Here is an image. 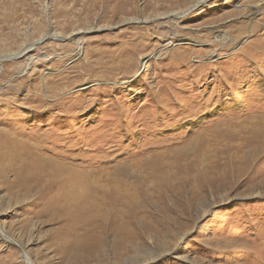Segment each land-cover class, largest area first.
<instances>
[{"label": "rangeland", "instance_id": "obj_1", "mask_svg": "<svg viewBox=\"0 0 264 264\" xmlns=\"http://www.w3.org/2000/svg\"><path fill=\"white\" fill-rule=\"evenodd\" d=\"M103 1L0 0V264H264V0Z\"/></svg>", "mask_w": 264, "mask_h": 264}, {"label": "bare ground", "instance_id": "obj_2", "mask_svg": "<svg viewBox=\"0 0 264 264\" xmlns=\"http://www.w3.org/2000/svg\"><path fill=\"white\" fill-rule=\"evenodd\" d=\"M112 0H105L103 1L105 5H108ZM123 1V5H127V0H122ZM74 4H77L74 3ZM111 6V5H110ZM13 8V7H12ZM72 8H62V13L66 16L65 17V20L67 21L68 18L70 19L69 17V13L72 12V14L74 16H79L82 12H83V9H72L73 11H71ZM185 11V10H184ZM255 12V9L251 10L250 12V15ZM61 13V12H60ZM184 14V12H182ZM181 13V14H182ZM182 14V15H183ZM63 16V15H62ZM7 19V18H6ZM5 21V20H4ZM69 22V21H68ZM53 35L55 37H59V33L56 34V33H53ZM220 37L221 39L223 40V42H226L227 40H232L234 41L233 38H230L229 36L225 35V34H220ZM225 36V38H224ZM61 38V37H59ZM235 43V42H234ZM128 46V45H126ZM28 46H25L23 47L18 53L22 52V51H26L28 50ZM126 49V48H124ZM123 50V49H122ZM163 50V48H160V49H157L155 51V53L157 52H161ZM125 51V50H124ZM130 51V50H128ZM127 51V52H128ZM164 51V50H163ZM17 53V54H18ZM126 53V51H125ZM131 53V52H130ZM129 53V54H130ZM160 54V53H159ZM128 55V54H127ZM126 56V55H124ZM183 58V57H182ZM262 114V113H261ZM264 116V114H262ZM264 122V121H263ZM262 130V129H261ZM263 131V130H262ZM261 132V131H260ZM253 133L255 134V132L253 131ZM259 133V132H258ZM253 135V134H252ZM254 137V139L256 140H253L252 138ZM251 138V137H250ZM251 139H249L250 141L247 143V146H248V149H247V157L248 159L247 160H250L252 161L253 158L257 156V154H259L260 152L262 153L264 151V132H262L260 135H256V136H252ZM254 141V142H253ZM261 156V155H260ZM259 156V157H260ZM263 158V157H262ZM256 160V159H254ZM51 172V171H50ZM58 172V171H57ZM54 176V174H53ZM118 177V176H117ZM110 178V177H108ZM73 181V179H72ZM76 181V180H75ZM106 187V186H105ZM118 186H115V188H117ZM114 188V187H113ZM105 189V188H104ZM103 189V190H104ZM112 189V188H111ZM109 190L107 189L105 191V193L101 196V197H96L95 200H93V202H90L89 200L87 199H83V203L86 207L85 209V212H86V215L88 217H90V228L87 229L86 233H85V238L84 240H86V244H88L90 246V248H92L93 246L97 247L101 242V237L104 235L105 233V230H108V229H117V233H120L119 235L122 237L123 236H127L128 234L131 235V233L129 232V230L127 231V223L128 222H121L119 223V225H117V227L115 228V221H113V215H112V212L115 211V209H117L114 205H120L121 203L120 202H116L115 204H113V196L112 194H110L112 196V198L110 199L109 197V193H111L113 191L112 190ZM102 190V191H103ZM115 197V196H114ZM113 201V202H112ZM90 202V203H89ZM129 214V213H128ZM88 217L86 218H80L79 221H78V224L80 223H83L84 221H86L88 219ZM128 218V216H127ZM129 220V219H128ZM74 226H77V225H74ZM83 228V227H82ZM78 233V232H77ZM0 234L2 235V238L4 239V237H6V240L8 241L9 239H11V237H9L8 233L5 231V228L3 226V224L0 223ZM76 235V234H75ZM130 237V236H129ZM19 245L21 246L22 248V251H25L24 250V245L23 244H20ZM93 249V248H92ZM24 256H26L27 258V261L29 260V257L26 255V251L24 253ZM31 263L30 264H33L32 261H30Z\"/></svg>", "mask_w": 264, "mask_h": 264}]
</instances>
